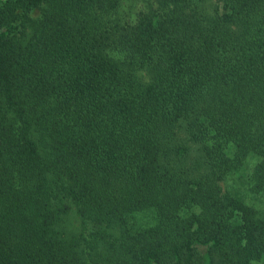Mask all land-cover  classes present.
Here are the masks:
<instances>
[{
	"label": "trees",
	"instance_id": "trees-1",
	"mask_svg": "<svg viewBox=\"0 0 264 264\" xmlns=\"http://www.w3.org/2000/svg\"><path fill=\"white\" fill-rule=\"evenodd\" d=\"M208 2L0 0V264H264V0Z\"/></svg>",
	"mask_w": 264,
	"mask_h": 264
},
{
	"label": "rangeland",
	"instance_id": "rangeland-1",
	"mask_svg": "<svg viewBox=\"0 0 264 264\" xmlns=\"http://www.w3.org/2000/svg\"><path fill=\"white\" fill-rule=\"evenodd\" d=\"M209 6L210 8L214 11L216 9L220 10V3L219 0H209ZM176 144H181V145H185L187 147H189V151L188 154L185 155L184 157H178L176 158V163L174 164L175 167L180 168L182 170L186 169H191L193 167V170H191V178L193 177H198L202 174L201 170H196V164L195 162L198 161L199 157H200V153L197 149V147L195 145H193L192 143H190L187 138L185 133L183 132V130L178 129L176 132ZM175 143V141H174ZM200 160V159H199ZM188 174H190V172H188ZM222 187H225V184L223 182L219 183ZM67 217H71V214L68 213Z\"/></svg>",
	"mask_w": 264,
	"mask_h": 264
}]
</instances>
